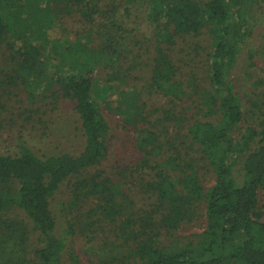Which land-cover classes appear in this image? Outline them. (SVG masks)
I'll list each match as a JSON object with an SVG mask.
<instances>
[{"label": "trees", "instance_id": "trees-1", "mask_svg": "<svg viewBox=\"0 0 264 264\" xmlns=\"http://www.w3.org/2000/svg\"><path fill=\"white\" fill-rule=\"evenodd\" d=\"M250 2L0 0V49L13 72L4 73L0 88L21 80L30 92L67 100L84 138L77 155H39L23 143L13 155L0 154V264H61L73 229L57 235L50 200L73 180L69 207L92 203L87 211L96 219L87 230L113 226L121 242L110 246L127 249L128 264H264V102L251 105L256 126L239 133L244 111L231 76L248 36ZM65 16L81 28L73 39L51 36L63 30ZM203 31L209 43L196 46L207 59L198 79L183 73L169 50L176 39ZM131 44L150 55L146 94L165 100L152 112L143 92L129 85L141 55L125 73L115 71ZM103 65L110 72L100 84L95 72ZM99 100L134 129L140 158L123 177L145 197L137 208L104 171H90L110 149ZM201 168L212 172L210 187ZM13 207L26 222L7 216ZM198 219L205 220L199 233L176 234Z\"/></svg>", "mask_w": 264, "mask_h": 264}, {"label": "rangeland", "instance_id": "rangeland-1", "mask_svg": "<svg viewBox=\"0 0 264 264\" xmlns=\"http://www.w3.org/2000/svg\"><path fill=\"white\" fill-rule=\"evenodd\" d=\"M250 12L248 15V36L238 51V61L232 70L231 76L236 87V91L242 99L244 118L239 125V133L250 126H256L254 117L251 116L252 103L263 105L264 102V0H251ZM63 30L55 28V34L51 36L73 39L74 32L79 26L76 18L73 16L63 17ZM176 44L171 47L169 54L176 65L183 73L193 72L196 78L203 76L205 70L206 54L200 50V46L208 48V35L206 31L194 37H182L175 41ZM131 53L124 54L120 58V67L115 71L125 73L133 65L132 58L137 54L141 59H134L140 63V67L134 71L130 70L132 81L129 85L134 86L138 93L143 92V97L147 103L146 111L152 112L153 108L162 105L165 100L158 96H148L145 89L146 71L148 68V58L144 48L137 53V48L132 51V44L129 48ZM4 52L0 49V81H7V76H13L12 69ZM110 69L105 65L95 73L98 82L103 84ZM5 73V75H4ZM139 77V80L135 78ZM117 82L113 86H117ZM18 80L12 84H7L0 88V154L13 155L18 152L19 143H23L37 154H47L51 152L70 153L77 155L84 146V138L77 115L74 113L71 104L56 94L42 97V93L30 92L29 89ZM122 88H124L122 86ZM53 90V89H52ZM50 90V91H52ZM49 93V92H48ZM115 92L112 91L110 100H115ZM100 111L106 119L109 131V155L107 159L90 171L96 169L105 172V176L112 179L115 184L123 186L124 192L130 196L136 203V208L144 204V198L136 195V189L130 184L128 178H124L125 168L132 167L138 163L140 153L135 146L134 129L127 126L115 114H113L102 100L98 101ZM114 105V104H113ZM111 107H113L111 105ZM264 109V107H260ZM264 114V111H262ZM192 113H195L194 111ZM200 114H197V117ZM261 118L260 112H255ZM202 117V114L200 115ZM200 178L203 186L212 185V172L201 168ZM122 173V176L121 174ZM74 182V180L72 181ZM72 182H65L50 200V206L53 216L56 220V233L60 234L63 230L71 227L73 233L68 235V248L61 259V264H73L72 256L79 259L78 264H128L131 261L126 258L127 249H118L111 247L110 243L117 245L121 240H116L110 233L113 228L102 224V227L96 229L94 226L87 230V223L96 218L89 217L87 209L93 206L92 203H85L75 209L69 207L72 204ZM7 216L26 222L24 214L16 208H11ZM90 218V219H89ZM202 218V216H201ZM204 219H198L184 226L177 231L181 237H189L194 233H199L204 226ZM107 223V222H106ZM93 230V231H92ZM168 243V236L161 238V241ZM127 252V253H126Z\"/></svg>", "mask_w": 264, "mask_h": 264}]
</instances>
